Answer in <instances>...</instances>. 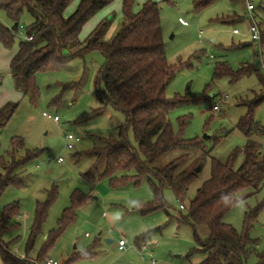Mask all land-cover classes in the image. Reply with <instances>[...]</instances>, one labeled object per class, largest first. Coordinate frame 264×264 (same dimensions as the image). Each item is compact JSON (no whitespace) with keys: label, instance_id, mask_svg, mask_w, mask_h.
Returning <instances> with one entry per match:
<instances>
[{"label":"rangeland","instance_id":"obj_1","mask_svg":"<svg viewBox=\"0 0 264 264\" xmlns=\"http://www.w3.org/2000/svg\"><path fill=\"white\" fill-rule=\"evenodd\" d=\"M148 1L160 4L166 59L169 65L179 68L166 88V96L171 101L189 100L170 113L169 120L179 132L180 118L189 117L182 137L203 139L206 149L211 150L197 181L180 193L165 189L166 211L140 213L153 200L148 180L112 187L107 178H99L104 165H97L96 157L87 154L104 146L106 140H119V127L126 122L123 113L99 100L98 93L104 89L98 85L106 61L103 53L92 50L70 58L82 45L64 50L63 56L69 59L58 70L36 75L39 97L32 101L16 88L11 75V59L27 36L26 31L18 32L11 49L0 47V109L9 103L18 104L10 121L0 127V161H8L12 139L24 143L17 158L26 151L39 150L40 155L16 171L15 183L0 197V218L8 205L16 204L18 208V217L7 226L18 225L2 235L16 256L35 261L44 252L58 264H202L205 261L206 254L198 250L194 229L181 218L188 214L189 203L199 187L211 177L212 158L226 162L234 150L244 147L246 140L237 124L249 112L256 95L264 91V78L255 73L238 81L228 77L215 79V64L227 61L234 71L251 66L260 68L264 74V0H249L255 6L252 12L247 10V0H217L199 11L195 8L199 0H134L133 13H139ZM80 2L70 0L64 17L72 15ZM253 19L261 30L260 42H254L249 34ZM0 21L13 29V23L2 10ZM103 21L108 23L103 39L110 41L124 22L123 0H112L88 21L79 35L80 43L84 44ZM31 22L29 14L24 13L19 26L28 27ZM235 29L239 30L238 35L233 33ZM204 96L210 98V103L202 101ZM215 105L220 107L218 112L213 110ZM56 116L58 120L54 119ZM254 120L264 123V103L255 109ZM69 133L81 138L72 150L66 147L65 136ZM128 138L137 148L132 130ZM257 140L263 143L262 138ZM183 155L188 158L182 161L178 171L199 169L200 166H195L202 152L186 148L172 150L153 166L162 168ZM59 157L64 159L63 163L55 161ZM241 161L242 157L237 165ZM3 173L0 166V174ZM133 174L131 171L130 176ZM75 199L80 201L70 215ZM49 201L47 218L30 255L26 256L37 206ZM181 205L184 210L180 209ZM256 209L259 214L249 231L250 238L256 242L255 251L245 264H257L258 255L264 253V186L234 205L223 218L224 223L243 234L246 215ZM66 214L70 220L47 248L49 236L58 232ZM197 233L205 240L210 230L198 225ZM121 238L127 241L125 250L118 248ZM0 264H3L1 259Z\"/></svg>","mask_w":264,"mask_h":264},{"label":"trees","instance_id":"obj_2","mask_svg":"<svg viewBox=\"0 0 264 264\" xmlns=\"http://www.w3.org/2000/svg\"><path fill=\"white\" fill-rule=\"evenodd\" d=\"M216 1L199 0L195 8L199 11ZM69 2L70 0H0V10L13 23V29H10L0 21V47L11 49L14 46L24 13H28L32 19L30 26H25L27 36L31 35L32 40L21 41L17 53L11 59V75L16 88L36 101L39 97L36 75L58 70L69 59L63 56L64 50L82 45L70 58L82 56L92 50L101 51L106 61L98 79V85L104 88L98 93L99 100L103 104H111L123 113L126 122L119 127V140H106L104 146L94 148L87 154L96 157L97 165H104L99 178H107L112 187L130 183L137 185L148 180L153 200L140 209V213L166 211L168 207L163 196L164 190L170 188L177 193L188 190L197 181L211 150L206 149L203 139L186 140L182 137V130L189 123V117L180 118L179 132L173 129L169 120L170 113L189 100L176 98L171 101L166 96V88L179 68L169 65L166 59L160 4L148 1L135 14L132 11L134 0H123L124 22L115 36L110 41L103 39L108 24L103 21L82 44L79 35L83 26L112 0H81L75 12L66 18L63 13ZM252 73L264 78L260 68L244 66L234 71L227 61H220L215 64L214 76L215 79L228 77L231 81H238ZM202 101L210 103V98L204 96ZM263 103L264 91L256 95L249 105V112L237 124L236 128L246 140L244 147L234 150L226 162L212 158L211 177L199 187L189 203L188 214L181 218L183 223L194 229L198 250L206 254L202 264H245L248 256L255 251L256 242L250 238L249 231L258 217L259 209L246 215L243 234L224 223L223 218L234 205L264 186V123L254 120L255 109ZM17 107L18 104L9 103L0 109V127L6 126ZM130 130L135 136L137 148L129 141ZM257 138H262L263 143L258 142ZM217 143L218 141L215 145ZM12 147L8 161H0L4 171L0 174V197L7 187L15 183L18 177L16 171L40 155L39 150L26 151L23 157L17 158L18 153L24 149L23 140L20 139H12ZM177 148L202 152V158L195 166H200L198 172L178 171L182 161L188 158L187 155L162 168L153 166ZM241 157L242 161L237 165ZM131 171H134L132 176ZM247 190L251 192L243 194ZM79 201L80 199L74 200L73 207L68 212L70 215L78 207ZM50 205L49 201L37 206L26 256L30 255L36 237L41 232ZM18 215L17 205L11 204L5 207L0 218L2 263L44 264L43 261L48 259L44 252L35 261L28 257L21 258L12 253L9 243L2 239L5 231L18 225L12 223L7 226ZM67 215L63 216L58 232L49 236L47 248L70 220ZM198 225L209 228L210 235L207 239L201 240L198 236ZM257 264H264V253L258 255Z\"/></svg>","mask_w":264,"mask_h":264},{"label":"built area","instance_id":"obj_3","mask_svg":"<svg viewBox=\"0 0 264 264\" xmlns=\"http://www.w3.org/2000/svg\"><path fill=\"white\" fill-rule=\"evenodd\" d=\"M255 9V6L253 3H250L249 0H247V10L249 12H252L253 10ZM19 30L20 32H24L25 31V26L24 25H20L19 26ZM234 34H239V30L235 29L233 31ZM203 32L201 31L200 32V36H202ZM249 34L251 35V38L254 42H260L261 41V30H260V27L259 25H257L255 22H254V19H253V24L251 25L250 29H249ZM32 36H26L25 39L28 40V41H31L32 40ZM213 110L215 112H218L220 110V107L219 105H215L213 107ZM44 116L48 117V118H51V116L47 113H43ZM55 120H58V117L56 116L54 118ZM65 140L67 142V149L69 150H72L75 146L76 143H79L81 141V138L76 136L75 134H67L65 136ZM49 161H52L51 159H49ZM57 163H63L64 162V159L62 157H59L58 159L55 160ZM180 209H184V205H181L180 206ZM127 247V241L124 239V238H121L118 242V248L120 250H125ZM143 260H146L145 257H143ZM152 263H154L153 260H151ZM44 264H58L57 261L53 260V259H46L44 261Z\"/></svg>","mask_w":264,"mask_h":264},{"label":"water","instance_id":"obj_4","mask_svg":"<svg viewBox=\"0 0 264 264\" xmlns=\"http://www.w3.org/2000/svg\"><path fill=\"white\" fill-rule=\"evenodd\" d=\"M198 171H199V169L196 170V172H198Z\"/></svg>","mask_w":264,"mask_h":264},{"label":"crops","instance_id":"obj_5","mask_svg":"<svg viewBox=\"0 0 264 264\" xmlns=\"http://www.w3.org/2000/svg\"><path fill=\"white\" fill-rule=\"evenodd\" d=\"M236 35V34H235ZM238 35V34H237ZM199 36H200V34H199ZM201 37V36H200Z\"/></svg>","mask_w":264,"mask_h":264}]
</instances>
